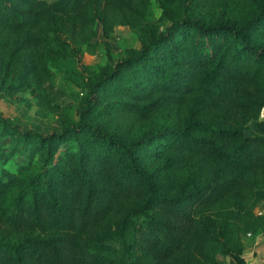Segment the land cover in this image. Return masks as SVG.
Here are the masks:
<instances>
[{
    "label": "trees",
    "instance_id": "16d2710c",
    "mask_svg": "<svg viewBox=\"0 0 264 264\" xmlns=\"http://www.w3.org/2000/svg\"><path fill=\"white\" fill-rule=\"evenodd\" d=\"M127 5L0 0V40L21 32L24 47L59 53L60 27L91 22L99 6ZM262 17L264 2L238 24L173 19L133 56L111 60L107 72L86 85L76 120L58 131L24 130L0 114V136L13 139L0 147L1 161L7 152L24 157L15 172L0 166V196L12 190L0 204V220L20 232L0 239V264H218L208 258L216 244L228 250L233 264H245L239 250L226 248L215 209L225 200L251 216L252 204L264 200V48L250 34ZM42 24L53 33L41 30ZM177 29L187 32L176 39ZM164 43L152 60L150 53ZM146 60L149 68L137 79L124 75L116 88L124 99L116 105L140 118L166 103L187 107L176 127L126 139L94 121L101 109L96 92L123 68ZM160 135L171 171L192 164L190 178L169 189L139 159ZM110 214L116 219L100 229ZM112 242L119 252L113 253Z\"/></svg>",
    "mask_w": 264,
    "mask_h": 264
},
{
    "label": "rangeland",
    "instance_id": "374dc122",
    "mask_svg": "<svg viewBox=\"0 0 264 264\" xmlns=\"http://www.w3.org/2000/svg\"><path fill=\"white\" fill-rule=\"evenodd\" d=\"M127 6H99L96 19L87 24L67 23L60 27V39L64 47L59 53H50L45 46L24 47L23 34H5L0 40V114L20 128L39 133L60 130L76 120V110L86 93V85L93 83L107 72L111 60L133 56L140 45L150 36L164 31L171 21L184 15L200 18L205 22L215 20L238 24L255 16L264 0H125ZM250 31L251 36L264 48V17L257 21ZM51 35L53 28L42 24L39 27ZM185 29H177L174 38L186 34ZM164 43L150 53V58L167 47ZM149 68V61L137 67L123 68L121 74L111 84L101 86L97 94L101 99V109L94 121L106 131L126 139L163 133L176 127L186 110L187 104L166 103L140 118L134 113L122 111L115 103L124 99L116 88L124 80V75L133 79L141 71ZM260 117H264V109ZM8 136H0V147L6 149ZM12 142V141H11ZM5 143V144H4ZM63 146V144H62ZM62 146L60 149H62ZM163 143V135L149 141L140 152L139 159L158 183L166 189L186 182L192 174L191 161L182 164L177 171L169 169L170 158ZM24 157L7 152L0 166L16 171V164ZM36 169L31 167V171ZM264 196V189L261 190ZM10 190L0 196V204L10 198ZM215 209L226 248L239 250L245 264H264V200L252 204L251 216L244 211H233L230 201L222 200ZM233 212L237 213L234 218ZM116 214H110L101 222L105 229L114 222ZM112 227V226H111ZM109 227V228H111ZM20 232L10 229L0 220V239L12 240ZM129 241V237L126 238ZM113 253L119 252L117 243H110ZM208 258L218 264H233L228 250L219 244L208 251Z\"/></svg>",
    "mask_w": 264,
    "mask_h": 264
}]
</instances>
